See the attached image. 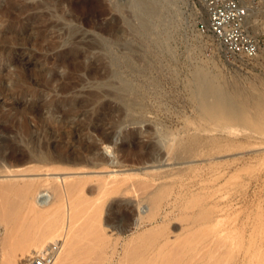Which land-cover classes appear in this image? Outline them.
I'll return each instance as SVG.
<instances>
[{
	"label": "rangeland",
	"instance_id": "rangeland-1",
	"mask_svg": "<svg viewBox=\"0 0 264 264\" xmlns=\"http://www.w3.org/2000/svg\"><path fill=\"white\" fill-rule=\"evenodd\" d=\"M132 1L0 0V146L9 127L11 142H22L16 155L33 159L14 168L26 172L0 175L11 191L7 201L0 193V264L27 257L14 251L20 237L49 223L64 231L47 246L59 255L66 235L72 264H264V50L254 61L227 59L200 31L202 0H184L171 52L161 53L158 34L136 31ZM198 69L233 95L241 119L198 108ZM125 82L132 92L118 91ZM33 109L42 121L54 112L51 163L24 143L50 140ZM27 181L47 196L37 213L19 196Z\"/></svg>",
	"mask_w": 264,
	"mask_h": 264
},
{
	"label": "bare ground",
	"instance_id": "bare-ground-1",
	"mask_svg": "<svg viewBox=\"0 0 264 264\" xmlns=\"http://www.w3.org/2000/svg\"><path fill=\"white\" fill-rule=\"evenodd\" d=\"M247 1V3H248V5H249V7L250 8H255V4H254V0H246ZM182 2H184V0H133L132 1V8H133V10L135 11V14L137 15V13H138V15H144V16H151V15H158L159 16V20H160V22H159V25L155 28V31L157 30V32H159L161 35H169V31H170V29H171V27H173L172 26V24L176 21V20H179V19H181L182 17H184V14H185V12H183V10H182V7H181V3ZM202 2H203V0H202ZM185 4V3H184ZM183 5V4H182ZM204 10V9H203ZM187 14V13H186ZM177 22V21H176ZM175 22V23H176ZM180 22V21H179ZM181 22H182V19H181ZM196 24V23H195ZM176 25V24H175ZM158 27H162V30H158ZM139 28L140 29H142L143 31H147V30H149V26L147 25V23L145 22V21H140L139 22ZM167 31V32H166ZM172 33V32H171ZM264 34V22H263V24H261V28L259 29V31H258V33H257V36L258 37H260L261 35H263ZM157 35V34H156ZM154 36V35H153ZM159 37V36H158ZM208 37H211V38H213L212 36H210V35H208ZM214 39V38H213ZM155 40V39H154ZM215 41H216V39H215ZM218 45L220 46V49H221V51L224 53V48H223V46L220 44V43H218ZM169 47H170V45H169ZM264 50V48L262 47L261 48V52ZM8 60H10V59H8ZM63 60V59H62ZM61 60V61H62ZM60 61V60H59ZM60 61V62H61ZM238 61H241V62H243L244 60H238ZM11 64V63H10ZM57 77V76H56ZM119 91V90H118ZM131 94V93H130ZM114 95V94H113ZM8 98H9V94H7L6 95ZM126 96V95H125ZM115 97H116V95H115ZM114 97V98H115ZM118 97V96H117ZM120 97H121V95H120ZM119 98V97H118ZM127 98V97H126ZM120 100V99H119ZM127 100V99H126ZM123 101V100H122ZM132 101V100H131ZM132 103V102H131ZM13 105H15V103L13 104ZM51 104H49V105H47L48 107L50 106ZM54 106V105H53ZM50 108V107H49ZM104 108V107H103ZM38 110H40V107H39V109ZM38 110H36L35 111V109H33V110H31L30 111V113H35L36 114V121H37V133L39 132H43L45 135H46V137H48L50 140H49V142L47 141V143H45L44 142V140H43V144H41V145H39V147H38V135H37V137H33V139H30L29 137H30V130H27V131H23V132H25V137L28 139L29 138V140L28 141H25L26 139H24V143H25V145L28 147V148H30L31 150H33V152L35 153L36 151H34V150H36V147L37 148H39V150L42 152V151H44L45 153L43 154H39V157H38V159H39V161H41V162H48V163H51V162H53L54 160H55V157H54V155H52V145H51V138L53 137V135H55V133H56V131H51V132H53V133H48V132H50L49 131V129H48V126H46L47 124H48V122L49 121H51L52 119H53V116H54V112L53 111H49V116L46 118V121H42V118L40 117V115H39V111ZM41 110H42V108H41ZM40 110V111H41ZM51 110V109H50ZM43 111V110H42ZM79 112V111H78ZM70 111H67V112H64V118H68L69 116H70ZM77 114V113H76ZM98 114V113H97ZM43 124V125H42ZM66 124V123H65ZM42 125V126H41ZM108 125H110V124H108ZM117 126V125H116ZM44 127H47V128H44ZM59 127V126H58ZM64 130H66L67 131V134H68V132H70L71 134L72 133H74V131L72 130V127H70V125L69 126H66L65 128H63ZM93 129H94V132H97L98 134H100V135H102L103 134V130L101 129V128H99L98 127V125H96L95 127H93ZM61 130V129H60ZM59 130V131H60ZM112 130V129H111ZM120 130V129H119ZM4 133H5V135L7 136V138L4 140V141H2V145L0 146V175H5V174H7V175H11V174H16L19 170H15L16 169V167H20L21 166V164H23L24 162H26V161H32L33 159H31V157H20L19 155L17 156L16 155V152L15 151H19L20 149H22L23 147H21V141H18V140H15V142H11V140H10V136H9V133H11V129L9 128V127H4ZM77 131V130H76ZM75 131V132H76ZM92 131V130H91ZM231 131H232V133L233 132H235L236 130H234V129H231ZM78 132H76L75 134H77ZM24 134V133H23ZM158 134V133H157ZM64 136H65V134H63ZM104 135V134H103ZM118 136L119 135V133L115 130V132H114V134L112 135V138H113V136ZM69 136H71V135H69ZM110 135H107L106 136V139H107V141H109L110 139H111V136L109 137ZM157 136V135H156ZM159 136V135H158ZM45 137V138H46ZM66 137V136H65ZM79 137V136H78ZM66 142V141H65ZM159 142H160V140H159ZM162 142V141H161ZM37 143V144H36ZM161 144V143H160ZM36 146V147H35ZM38 150V149H37ZM76 150V149H75ZM74 150V151H75ZM57 151V150H56ZM187 151V150H186ZM192 151V150H191ZM38 152V151H37ZM58 152V151H57ZM73 152V151H72ZM188 153V152H187ZM36 155H37V153H36ZM190 156H192V155H190ZM61 157H63V156H61ZM58 158V157H57ZM62 159V158H61ZM64 159V158H63ZM60 160V159H59ZM37 161V160H36ZM27 163V162H26ZM31 164H32V162H30ZM44 164V163H43ZM48 165V164H47ZM50 165V164H49ZM23 166H25V164L23 165ZM27 166H28V164H27ZM43 166V165H42ZM42 166H40V168L42 167ZM51 166V165H50ZM49 166V167H50ZM15 168V169H14ZM31 168V170H32V168H33V166H31L30 167ZM29 168V169H30ZM37 168H38V166H37ZM39 168V169H40ZM56 168V167H55ZM20 169V168H19ZM38 169V170H39ZM64 169V168H63ZM21 170V169H20ZM25 170V169H24ZM27 170H28V168H27ZM44 170V169H43ZM29 171V170H28ZM34 171H36V168H35V170ZM58 171V170H57ZM60 171V170H59ZM20 172H26V171H20ZM20 172H18V173H20ZM49 172V171H48ZM17 173V174H18ZM29 173H31L30 171H29ZM36 173V172H35ZM44 173V172H43ZM47 173V172H46ZM22 174H24V173H22ZM28 174V173H27ZM32 174V173H31ZM6 177V176H5ZM14 176H12V178H13ZM4 178V177H3ZM9 181V180H8ZM1 182V181H0ZM28 182V181H27ZM47 183H49L50 182V180H47L46 181ZM45 182V183H46ZM2 183H6L5 181H2ZM1 183V184H2ZM8 184H6L4 187L3 186H1L2 188H4V189H2L1 190V188H0V193H3V195H7V196H1V199H3L4 201L6 200L7 201V198H8V196H9V194H5V193H10L11 194V191H9L8 192V187L10 186V184H9V182H7ZM15 183H17V182H15ZM15 183H14V185H15ZM51 183V182H50ZM28 184H29V182H28ZM27 184V185H28ZM7 185H9V186H7ZM26 185V186H27ZM33 184V182L31 183V184H29V186H25L26 188H25V190L24 191H21L23 188H20L21 190H19L20 191V193H19V196L21 197V201H25L26 202V205L28 204V208H29V212L31 213V212H36L37 210L36 209H38V207H43V205H46L47 204V200H46V197H41V195H42V192H41V189L40 188H42V185L40 186V188H38L36 185H34ZM48 185H50V184H48ZM55 185V184H54ZM6 186H7V189H6ZM11 186H13L12 184H11ZM36 186V187H35ZM51 186V185H50ZM18 187V186H17ZM67 187V186H66ZM10 188H12V187H10ZM19 188V187H18ZM13 189H14V187H13ZM12 190V189H11ZM17 189H15V191H16ZM58 190V189H57ZM18 191V192H19ZM57 192V191H56ZM66 192V191H65ZM107 192V191H106ZM109 192V191H108ZM13 193V192H12ZM58 193V192H57ZM67 193V192H66ZM70 193V192H69ZM84 193V192H83ZM163 193V192H162ZM15 194H16V192H15ZM18 194V193H17ZM63 194V193H62ZM53 195V194H52ZM61 195V194H60ZM68 195V194H67ZM16 196V195H15ZM62 196V195H61ZM64 196H66V195H64ZM76 196V195H75ZM3 197V198H2ZM5 197V198H4ZM7 197V198H6ZM20 197H19V200H20ZM68 197H69V195H68ZM73 197V196H72ZM80 197V196H79ZM10 199H11V197H9ZM65 198V197H64ZM63 197H62V199H63V201L65 200ZM71 197H69V199H70ZM78 198V197H77ZM13 201H15V198L13 197ZM16 199H17V196H16ZM56 199V198H55ZM59 199V198H58ZM3 200H2V203H5V202H3ZM9 200V199H8ZM75 200V199H74ZM73 200V201H74ZM80 201V200H79ZM86 201V200H85ZM102 201V200H101ZM156 201V200H155ZM49 202V201H48ZM66 202V201H65ZM11 203H12V200H11ZM11 203L9 202V206H8V208H9V210H11L12 212H14V213H16L17 211V209L20 207V205L22 204H20L19 205V203L17 204L16 203V201H15V203H16V206L14 205V204H12V206H11ZM24 203V202H23ZM67 203V202H66ZM70 203V202H69ZM90 203V202H89ZM92 203V202H91ZM68 204V203H67ZM84 204H86V203H84ZM198 204V203H197ZM7 205V204H6ZM13 205H14V209H13ZM17 205H19V207H17ZM76 205V204H75ZM69 206V205H68ZM17 207V208H16ZM80 207V206H79ZM87 207V206H86ZM2 208H5V205H4V207L2 206ZM52 208V207H51ZM1 209V208H0ZM79 209V208H78ZM3 210H5V209H3ZM24 210H25V208H24ZM40 210V209H39ZM53 210V209H52ZM61 210V209H60ZM59 210V211H60ZM73 210V209H72ZM10 211V212H11ZM44 211V210H43ZM42 211V212H43ZM84 211V210H83ZM94 211H95V209H94ZM102 211V210H101ZM100 211V212H101ZM1 212V211H0ZM20 212V211H19ZM22 212V211H21ZM28 212V213H29ZM47 212V211H46ZM76 212V211H75ZM7 213V212H6ZM9 213V212H8ZM26 213V212H25ZM29 213V214H30ZM37 213V212H36ZM48 213V212H47ZM59 213V212H58ZM72 213H73V211H72ZM71 213V214H72ZM3 214H4V211H3ZM34 214V213H33ZM43 214V213H42ZM75 214V213H74ZM93 214V213H92ZM35 215V214H34ZM39 215V214H38ZM41 215V214H40ZM73 215V214H72ZM76 215V214H75ZM73 216L72 218H68V221H70V222H73V227L75 228L77 225L76 224H79L77 221H78V219H77V217L76 216ZM3 216V215H2ZM6 216H8V215H6ZM36 216V215H35ZM70 216V215H69ZM11 217V216H10ZM50 217H51V215H50ZM62 217V216H61ZM88 217V216H87ZM11 218H13V217H11ZM31 218V217H30ZM79 218V217H78ZM81 218V217H80ZM6 219V218H5ZM47 219V218H46ZM63 219V218H62ZM88 219V218H87ZM205 219V218H204ZM50 220V219H49ZM56 220V219H55ZM9 221V220H8ZM23 221V220H22ZM67 221V220H66ZM67 221V222H68ZM90 221V220H89ZM205 221V220H204ZM6 222V221H5ZM96 222V221H95ZM35 223V222H34ZM41 223V222H40ZM57 223V222H56ZM55 223V224H56ZM61 223V222H60ZM196 223V222H195ZM15 224V223H14ZM58 224H59V222H58ZM71 224V223H70ZM69 224V225H70ZM98 224V223H97ZM30 225V224H29ZM29 225H28V227H29ZM32 225V224H31ZM31 225H30V227H31ZM34 225V224H33ZM50 223H49V226L46 228V227H44L43 229H44V231L43 230H39L37 233L35 232V233H30L29 234V232L28 233H26L27 234V236L25 237L24 236V238H21L20 237V239H21V241H19L20 242V244L17 246L16 245V247H14V248H16L14 251H16L15 253H19V254H22V255H24V254H26L27 252L29 253H27V257H25V258H23V259H21V260H17V257H16V254L14 253V256L16 257V259H15V262L16 263H14V264H32V262L34 261V260H36V259H38L39 258V256H43L42 255V253H45V255H48V261H50V263H48V264H72V261H73V253H74V250L76 249L71 243H73V242H71V243H68V241H66V235H65V238H64V245H62V247L60 246V248L62 249V251L60 252V254L58 255V252L53 248V246H47V245H49L51 242H54V243H56V240H58L59 238H63V235H61L62 233H61V231L63 232L64 230H61V229H53V227H50ZM7 226V225H6ZM38 226H40V225H37L36 227L38 228ZM43 226V225H42ZM54 226V225H53ZM60 226V225H59ZM66 226V225H65ZM68 226V225H67ZM8 227V226H7ZM35 227V228H36ZM98 227V226H97ZM36 228V229H37ZM64 228V227H63ZM72 228V227H71ZM208 228H209V226H208ZM11 229H13V227L11 228ZM31 229V228H30ZM35 229V231H37ZM76 229V228H75ZM85 229V228H84ZM83 229V230H84ZM86 229H87V227H86ZM32 230V229H31ZM30 230V231H31ZM47 230V231H46ZM82 230V231H83ZM19 231H20V229H19ZM27 231H29V229L27 230ZM32 232V231H31ZM93 232V231H92ZM12 233V232H11ZM14 233V232H13ZM17 233V232H16ZM77 233V232H76ZM99 232H97V234H98ZM15 234V233H14ZM23 234V233H22ZM29 234V235H28ZM75 234V233H74ZM13 235V234H12ZM17 235V234H16ZM76 235V234H75ZM93 235H96V234H92L91 236L92 237H94ZM99 235V234H98ZM101 235V234H100ZM205 235V234H204ZM22 236V235H21ZM77 236V235H76ZM9 237V236H8ZM14 238V237H13ZM74 238V237H73ZM98 237H96V239H97ZM153 238V237H152ZM11 239V238H10ZM9 239V240H10ZM19 239V240H20ZM94 239V238H93ZM92 239V240H93ZM99 239V238H98ZM142 239V238H141ZM24 240V241H23ZM63 240V239H62ZM72 240V239H71ZM18 241V240H17ZM16 241V242H17ZM69 241H70V239H69ZM200 241V240H199ZM13 242V241H12ZM16 242H14V243H16ZM76 242V241H75ZM75 242H74V244H75ZM186 242V241H185ZM139 243V242H138ZM10 244H11V242H10ZM57 244V243H56ZM87 244V243H86ZM191 244V243H190ZM195 244H196V242H195ZM9 245V244H8ZM13 246V245H12ZM75 246H77L76 244H75ZM85 246V245H84ZM182 246V245H181ZM13 248V247H12ZM6 250V249H5ZM11 250V249H10ZM181 251H182V249H181ZM89 252V251H88ZM83 253V252H82ZM136 251L134 250L133 252H132V254L130 255L131 256V258H132V256L133 257H136L135 255H136ZM259 253V252H258ZM12 254V253H11ZM84 254V253H83ZM260 254V253H259ZM13 255V254H12ZM246 255V254H245ZM26 256V255H25ZM159 256V255H158ZM169 256V255H168ZM168 256H167V258H168ZM9 257V256H8ZM172 255H171V259H172ZM19 258V257H18ZM83 258V257H82ZM99 258V257H98ZM153 258V257H152ZM184 258V257H183ZM7 259V258H6ZM78 259V258H77ZM8 260V259H7ZM17 260V261H16ZM79 260V259H78ZM163 260H165V259H162V261ZM178 260V259H177ZM182 260V259H181ZM181 260H179V261H181ZM259 260V259H258ZM254 261V260H253ZM7 262V261H6ZM162 263V262H161ZM179 263V262H178ZM226 263V262H225ZM256 263V262H255ZM78 264V263H77ZM81 264V263H80ZM187 264V263H186ZM253 264V263H252Z\"/></svg>",
	"mask_w": 264,
	"mask_h": 264
},
{
	"label": "built area",
	"instance_id": "built-area-1",
	"mask_svg": "<svg viewBox=\"0 0 264 264\" xmlns=\"http://www.w3.org/2000/svg\"><path fill=\"white\" fill-rule=\"evenodd\" d=\"M250 8L246 0H203L205 20L199 23L203 35H210L224 48L227 59L254 61L264 46L257 36L264 17V0H254ZM32 264H48V255L42 253Z\"/></svg>",
	"mask_w": 264,
	"mask_h": 264
},
{
	"label": "water",
	"instance_id": "water-1",
	"mask_svg": "<svg viewBox=\"0 0 264 264\" xmlns=\"http://www.w3.org/2000/svg\"><path fill=\"white\" fill-rule=\"evenodd\" d=\"M133 22L135 25V29L138 32L146 33L148 35H159V41L157 42L158 51L163 52H171L169 49V42L171 41V31L173 27H171L169 31V35H161L157 30L155 31V28L159 25L160 18L158 15H151V16H144V15H137L135 14V11L133 10L132 13ZM145 21L147 25L149 26V30L143 31L138 27V22ZM158 30H162V27H158ZM167 32V31H166ZM167 37V38H166ZM169 37V38H168ZM194 85L191 89L193 99L198 103V108L203 111H209L210 110H220L223 113L226 114H234L237 116V118H242L245 114V111L243 109H237L235 108V105L233 103L229 104V101H232L233 95L222 88H216L214 85V81L212 80V77L203 69H198L194 75ZM120 91L125 92H132L133 91V85L129 82H125L120 85L118 88ZM211 100V104L208 106V101ZM222 109V110H221ZM220 112H216L215 114L218 116ZM105 157H108L104 154Z\"/></svg>",
	"mask_w": 264,
	"mask_h": 264
}]
</instances>
